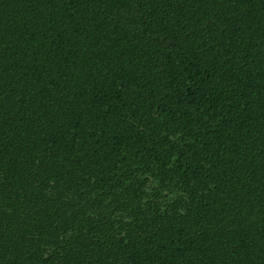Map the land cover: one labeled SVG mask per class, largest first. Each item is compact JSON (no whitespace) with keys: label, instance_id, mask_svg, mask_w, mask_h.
Wrapping results in <instances>:
<instances>
[{"label":"trees","instance_id":"obj_1","mask_svg":"<svg viewBox=\"0 0 264 264\" xmlns=\"http://www.w3.org/2000/svg\"><path fill=\"white\" fill-rule=\"evenodd\" d=\"M0 264H264V0H0Z\"/></svg>","mask_w":264,"mask_h":264}]
</instances>
